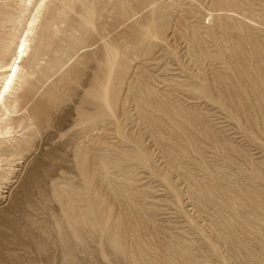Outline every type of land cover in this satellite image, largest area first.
Returning <instances> with one entry per match:
<instances>
[{
    "label": "rangeland",
    "instance_id": "1",
    "mask_svg": "<svg viewBox=\"0 0 264 264\" xmlns=\"http://www.w3.org/2000/svg\"><path fill=\"white\" fill-rule=\"evenodd\" d=\"M41 1L0 0V94ZM94 1L6 118L0 264H264V0Z\"/></svg>",
    "mask_w": 264,
    "mask_h": 264
},
{
    "label": "bare ground",
    "instance_id": "2",
    "mask_svg": "<svg viewBox=\"0 0 264 264\" xmlns=\"http://www.w3.org/2000/svg\"><path fill=\"white\" fill-rule=\"evenodd\" d=\"M93 1L94 0H42L39 3L37 14L34 16L33 20H31L32 22L28 28L29 34L20 43V50L18 52L21 55V57H18L20 60L18 59V63L14 62L13 73L8 77V83H5L7 92L0 94V145L7 140L12 143L15 141L14 144H18V141H16L17 138L9 136L6 138L5 136L10 134L13 129V124L8 122L6 118L9 116L10 112L15 113V111H17L16 109L20 106L19 104L26 99V94H24L23 91L28 87L32 88V79L35 78L38 81L46 79L50 74L60 70V68L65 65L63 59L68 57L69 51L79 44L81 32L92 26L96 5V2ZM77 2H79L82 7V10L79 12V27L76 29H72L73 26L67 28L65 26L67 20L65 16L69 11L74 9V5ZM54 5H59L57 17H62L60 20H49L50 17L48 14L52 10L51 7ZM3 15L5 16V14ZM4 18L7 19V16ZM53 38L57 41L55 44H52ZM13 42L14 39L10 40L0 33V67L6 65L7 59L5 54ZM106 53L108 55L106 59V64L108 66L107 74H109L113 69L115 62L114 58L117 55V51L114 46H106ZM23 54L27 56L23 57ZM41 60L43 62H41ZM9 70H11V68ZM107 82L108 77L104 83ZM105 85L103 84V87H105ZM103 87L99 94L103 95L104 92H106ZM30 118V114L25 112V115H22L19 122L29 121Z\"/></svg>",
    "mask_w": 264,
    "mask_h": 264
}]
</instances>
